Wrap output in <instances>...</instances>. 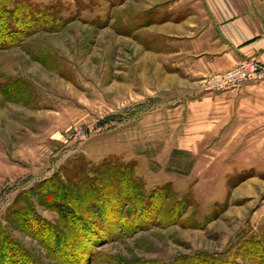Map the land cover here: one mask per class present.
Masks as SVG:
<instances>
[{
    "label": "rangeland",
    "instance_id": "374dc122",
    "mask_svg": "<svg viewBox=\"0 0 264 264\" xmlns=\"http://www.w3.org/2000/svg\"><path fill=\"white\" fill-rule=\"evenodd\" d=\"M28 1L69 19L0 49V264H264L262 144L175 125L225 70L192 73L137 0Z\"/></svg>",
    "mask_w": 264,
    "mask_h": 264
},
{
    "label": "crops",
    "instance_id": "0c3cea01",
    "mask_svg": "<svg viewBox=\"0 0 264 264\" xmlns=\"http://www.w3.org/2000/svg\"><path fill=\"white\" fill-rule=\"evenodd\" d=\"M136 3L135 9L140 12L136 16L148 9L153 14H166L151 19L150 26H164L165 32L157 31L155 35L172 45L168 51L181 54L183 64H190L197 76L226 70L243 59H254L264 66V0H137ZM145 24L146 20L139 26ZM173 109L176 121L179 120L175 125L185 127L187 123L191 128L183 136H189L195 128L197 136H192L193 140L212 136L217 140L227 135L225 138L248 143V157L255 155L249 149L254 142L262 144L264 150V78L224 91L200 86L196 96Z\"/></svg>",
    "mask_w": 264,
    "mask_h": 264
},
{
    "label": "trees",
    "instance_id": "16d2710c",
    "mask_svg": "<svg viewBox=\"0 0 264 264\" xmlns=\"http://www.w3.org/2000/svg\"><path fill=\"white\" fill-rule=\"evenodd\" d=\"M41 8L42 7H40L38 4L28 0L18 1L14 3L12 7H9L8 0H0V49L18 45L24 39V37L34 30H58L69 19H60L59 17H56V9L51 5L44 6L43 10H41ZM66 192L67 191L64 190V193ZM83 219H85L83 218V215L80 214V212L78 214L75 211L72 215V218H69V221L74 226H78V228H80L82 225H85V221H81ZM103 219L105 220V218ZM120 219V221L116 222L119 223L118 228L123 227L122 231L125 232L126 230L128 231L127 233L132 232L136 228H140L146 224L142 223L140 220L126 222L127 219ZM146 221L150 222L151 220ZM24 227L29 230L30 234L37 238H45L44 236H47V240L45 242L47 245H49V239L53 242H61L60 239H63V237H61L59 234L58 237L54 236L53 234H55V231H53V226L46 223H42L41 226H33L34 228L24 223ZM70 227L72 228V226ZM37 231L40 234L37 233ZM84 231H86L84 232V236L87 237L89 233L86 229ZM92 238L87 237L88 241L93 243L94 239Z\"/></svg>",
    "mask_w": 264,
    "mask_h": 264
},
{
    "label": "built area",
    "instance_id": "2783aa9c",
    "mask_svg": "<svg viewBox=\"0 0 264 264\" xmlns=\"http://www.w3.org/2000/svg\"><path fill=\"white\" fill-rule=\"evenodd\" d=\"M264 78V66L254 59H243L227 70L218 73L207 87L224 91L235 89L244 81H259Z\"/></svg>",
    "mask_w": 264,
    "mask_h": 264
}]
</instances>
